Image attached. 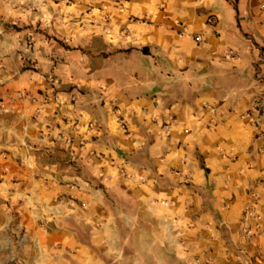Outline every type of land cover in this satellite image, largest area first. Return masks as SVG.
Instances as JSON below:
<instances>
[{
    "label": "crops",
    "instance_id": "obj_1",
    "mask_svg": "<svg viewBox=\"0 0 264 264\" xmlns=\"http://www.w3.org/2000/svg\"><path fill=\"white\" fill-rule=\"evenodd\" d=\"M0 212L14 264H264V0H0Z\"/></svg>",
    "mask_w": 264,
    "mask_h": 264
},
{
    "label": "rangeland",
    "instance_id": "obj_2",
    "mask_svg": "<svg viewBox=\"0 0 264 264\" xmlns=\"http://www.w3.org/2000/svg\"><path fill=\"white\" fill-rule=\"evenodd\" d=\"M175 86L174 90L177 94H184L186 91L183 82ZM167 89L168 87H166V90ZM10 224L9 218L5 217L0 212V264H14L17 253L21 252V249L18 248V243L23 242V234L12 233L9 229Z\"/></svg>",
    "mask_w": 264,
    "mask_h": 264
},
{
    "label": "built area",
    "instance_id": "obj_3",
    "mask_svg": "<svg viewBox=\"0 0 264 264\" xmlns=\"http://www.w3.org/2000/svg\"><path fill=\"white\" fill-rule=\"evenodd\" d=\"M216 20L215 18L212 16V15H209L206 19V23L210 24V25H213L215 24ZM193 39L196 40V41H199L201 38H200V34H193ZM56 99V98H55ZM255 125L258 124L257 120L254 119L253 120ZM256 218H260L259 214L255 215ZM243 233L245 235H248L249 234V230H247L246 228H243Z\"/></svg>",
    "mask_w": 264,
    "mask_h": 264
}]
</instances>
